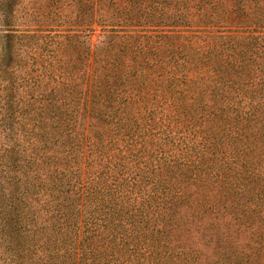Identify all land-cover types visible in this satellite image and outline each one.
Wrapping results in <instances>:
<instances>
[{
	"label": "trees",
	"instance_id": "1",
	"mask_svg": "<svg viewBox=\"0 0 264 264\" xmlns=\"http://www.w3.org/2000/svg\"><path fill=\"white\" fill-rule=\"evenodd\" d=\"M71 1L0 0V264H260L264 0Z\"/></svg>",
	"mask_w": 264,
	"mask_h": 264
},
{
	"label": "rangeland",
	"instance_id": "2",
	"mask_svg": "<svg viewBox=\"0 0 264 264\" xmlns=\"http://www.w3.org/2000/svg\"><path fill=\"white\" fill-rule=\"evenodd\" d=\"M70 1H71V0H70ZM76 2H77V1L74 0V1H71L70 4H73V3L75 4ZM239 241H243V242H244L243 237L240 236V237H239ZM211 255H213V254H212V250H209V249H208V250L206 251V258H207V257H210ZM260 264H264V260H262Z\"/></svg>",
	"mask_w": 264,
	"mask_h": 264
}]
</instances>
